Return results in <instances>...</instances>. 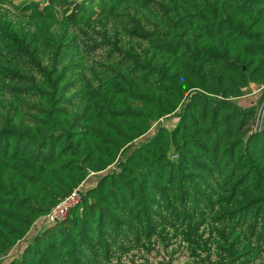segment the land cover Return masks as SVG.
I'll return each mask as SVG.
<instances>
[{"label": "trees", "instance_id": "1", "mask_svg": "<svg viewBox=\"0 0 264 264\" xmlns=\"http://www.w3.org/2000/svg\"><path fill=\"white\" fill-rule=\"evenodd\" d=\"M251 84L264 0L0 3V260L97 175L5 264H264Z\"/></svg>", "mask_w": 264, "mask_h": 264}, {"label": "rangeland", "instance_id": "2", "mask_svg": "<svg viewBox=\"0 0 264 264\" xmlns=\"http://www.w3.org/2000/svg\"><path fill=\"white\" fill-rule=\"evenodd\" d=\"M46 2V0H0V3H3L5 5H7L8 7H10L13 10H19L22 7H24L25 5L28 4H39V5H43ZM263 90H260L256 85L251 84L249 85L246 89H245V95L244 98H242L241 104L244 105H253L254 103H257L258 101V93L260 92L262 95V92L264 91V88H262ZM260 90V91H259ZM259 95V99L260 96ZM240 103V102H239ZM174 121L173 117H164L162 119H160L158 122L154 123V125L150 128V130L143 135L138 141H146L148 138H150L157 130L158 126L163 125L169 129H171L174 126ZM97 175H91L89 176L84 183V189L92 186L95 184L96 180H97ZM39 227H45L48 226V224L46 223L45 220H43L42 222L40 221L38 224H36V228H33L31 230V232L28 234V236L20 241L16 246H14V248L4 257L1 258L0 260V264H5L7 262H9L13 257L19 256L20 252L22 250V248L25 246L26 242L32 237V235L34 234L35 231L39 230Z\"/></svg>", "mask_w": 264, "mask_h": 264}, {"label": "built area", "instance_id": "3", "mask_svg": "<svg viewBox=\"0 0 264 264\" xmlns=\"http://www.w3.org/2000/svg\"><path fill=\"white\" fill-rule=\"evenodd\" d=\"M264 115V99L258 106L257 113L255 115L253 130H260L262 126V120ZM84 183L79 184L77 187L73 188L71 192L61 199L55 206H53L47 214L44 216V220L47 224H56L63 221L71 208L76 206L82 198L84 193Z\"/></svg>", "mask_w": 264, "mask_h": 264}, {"label": "crops", "instance_id": "4", "mask_svg": "<svg viewBox=\"0 0 264 264\" xmlns=\"http://www.w3.org/2000/svg\"><path fill=\"white\" fill-rule=\"evenodd\" d=\"M259 89L261 90L262 88H259ZM260 90H259V91H260Z\"/></svg>", "mask_w": 264, "mask_h": 264}]
</instances>
